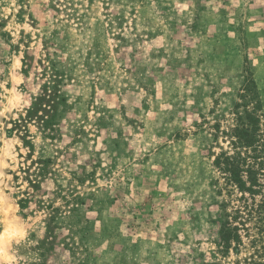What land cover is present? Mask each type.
I'll use <instances>...</instances> for the list:
<instances>
[{
	"label": "rangeland",
	"instance_id": "374dc122",
	"mask_svg": "<svg viewBox=\"0 0 264 264\" xmlns=\"http://www.w3.org/2000/svg\"><path fill=\"white\" fill-rule=\"evenodd\" d=\"M245 72L264 123V0H0L9 264H40L45 207L67 222L75 205L63 201L76 195L80 219L65 243L78 255L64 250L65 231L47 264H210L213 206L225 200L213 161L228 149ZM46 94L56 95L50 111ZM41 160L51 175L33 189L24 173Z\"/></svg>",
	"mask_w": 264,
	"mask_h": 264
},
{
	"label": "trees",
	"instance_id": "16d2710c",
	"mask_svg": "<svg viewBox=\"0 0 264 264\" xmlns=\"http://www.w3.org/2000/svg\"><path fill=\"white\" fill-rule=\"evenodd\" d=\"M27 56L26 60H28ZM53 82L47 81L44 84L46 92L54 90ZM45 96L47 100L44 101L43 106L50 111L53 109L56 95ZM38 99L35 101L34 98L31 110L37 107ZM231 111L233 124L228 132L224 133L229 141L228 149H221L213 161L214 168L223 181L218 192L225 200L213 206L215 211L220 212L221 220L217 231L218 249L210 253L211 258H214L210 264H264V123H262V103L257 86L249 72H245L237 101ZM41 120L44 131H53L52 116ZM50 163L51 160H41L35 164L37 166L34 169H27L24 174L31 188H37L51 175ZM55 195L59 199L64 197V195H60L61 198ZM81 201L82 199L77 195L63 201L66 206L70 204L69 202L75 205L68 214V221L63 223H55L60 213L59 209L44 206L48 214L44 242L40 245L42 250L39 253L40 264H47V255L54 250L57 238L65 231L67 235L61 241L64 250L68 249L73 258L78 255L79 248L65 243V240L75 232L72 228L73 225H77L80 217L77 215L78 210L74 208H78ZM83 246L82 244L81 250ZM231 252L236 256L234 261H228Z\"/></svg>",
	"mask_w": 264,
	"mask_h": 264
},
{
	"label": "clouds",
	"instance_id": "9594fccd",
	"mask_svg": "<svg viewBox=\"0 0 264 264\" xmlns=\"http://www.w3.org/2000/svg\"><path fill=\"white\" fill-rule=\"evenodd\" d=\"M10 238H12L11 234H5L3 237H0V241L6 244ZM9 260L10 258L5 254L3 246L0 245V261H2L3 264H9Z\"/></svg>",
	"mask_w": 264,
	"mask_h": 264
}]
</instances>
